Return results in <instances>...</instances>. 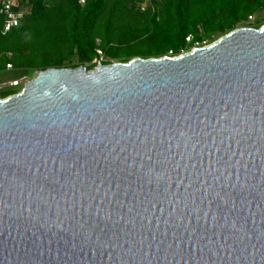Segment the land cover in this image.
Here are the masks:
<instances>
[{
    "label": "water",
    "instance_id": "water-1",
    "mask_svg": "<svg viewBox=\"0 0 264 264\" xmlns=\"http://www.w3.org/2000/svg\"><path fill=\"white\" fill-rule=\"evenodd\" d=\"M0 264H264V25L0 99Z\"/></svg>",
    "mask_w": 264,
    "mask_h": 264
},
{
    "label": "trees",
    "instance_id": "trees-1",
    "mask_svg": "<svg viewBox=\"0 0 264 264\" xmlns=\"http://www.w3.org/2000/svg\"><path fill=\"white\" fill-rule=\"evenodd\" d=\"M14 1L16 27L2 33L0 14V71L6 64L26 71L90 70L100 57L97 51L101 65L173 57L236 28L258 29L261 22H246L264 6V0ZM16 93L2 91L0 99Z\"/></svg>",
    "mask_w": 264,
    "mask_h": 264
},
{
    "label": "rangeland",
    "instance_id": "rangeland-1",
    "mask_svg": "<svg viewBox=\"0 0 264 264\" xmlns=\"http://www.w3.org/2000/svg\"><path fill=\"white\" fill-rule=\"evenodd\" d=\"M256 22H261L260 27L262 25H264V6L259 11L255 12L251 17H249L247 19L246 23L251 25V24H255ZM220 37H218V38H220ZM218 38L209 42V44L215 42ZM206 45H208L206 42H202L200 47L206 46ZM191 49L192 48H190V50ZM190 50H188V51H190ZM188 51H186V52H188ZM186 52L180 53L179 55L185 54ZM179 55H177V56H179ZM103 59H104L103 56L100 55V58L98 60H103ZM71 62L74 63L75 58H72ZM112 62L116 63L115 61H112ZM110 64H112V63H110ZM33 73H34L33 70L32 71H26L25 69H10V70L5 69V70L0 71V92L8 90V89L11 90V88H14L15 90H17L19 92L21 87H22V84L24 83V79L29 80L32 77ZM20 79H21V81H20L21 84L20 83L18 84L19 87L17 86L18 87L17 89L14 86L10 87L8 85L12 80H20Z\"/></svg>",
    "mask_w": 264,
    "mask_h": 264
},
{
    "label": "built area",
    "instance_id": "built-area-1",
    "mask_svg": "<svg viewBox=\"0 0 264 264\" xmlns=\"http://www.w3.org/2000/svg\"><path fill=\"white\" fill-rule=\"evenodd\" d=\"M147 1H151V0H147ZM14 5H15L14 0H0V14L3 16L2 33L9 31L10 29L16 27L18 24L19 13L12 11V8L14 7ZM141 6L143 7L144 4H141ZM97 54L100 56L101 55L100 51H97ZM99 61L100 60L96 61V64H99ZM5 69L10 70L11 65L6 64ZM20 81H21V79L20 80H12L8 85L10 87H13V86L15 87L20 83ZM25 82H26V80L24 79V83Z\"/></svg>",
    "mask_w": 264,
    "mask_h": 264
}]
</instances>
